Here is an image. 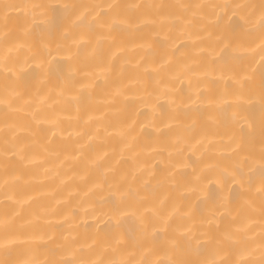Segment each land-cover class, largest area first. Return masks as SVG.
<instances>
[{"label":"snow or ice","instance_id":"6c2138e0","mask_svg":"<svg viewBox=\"0 0 264 264\" xmlns=\"http://www.w3.org/2000/svg\"><path fill=\"white\" fill-rule=\"evenodd\" d=\"M254 8V5H215V4H187V3H140L137 0L126 2H113L103 0L101 3L90 4H64L62 6L63 19L73 30L71 36L68 28L61 37L63 40L72 39L71 46L57 43L56 50L64 49L70 62L79 61V53L85 47L100 45L104 41H112L115 44V35L121 32L129 34L150 30L148 35L163 36L161 43H167L172 51H176V42L186 37V29L193 26V20L199 19L201 26L205 17L201 14L202 9L210 8ZM51 5L44 3H11L0 0V73L4 74L3 88L0 90V168L5 174L14 173L17 165L34 163L41 157H63V160H83V167L78 179L85 183L87 197L94 189L103 188L112 184L109 182V174L113 177L116 168L112 165L102 166V157L87 159L84 151L91 142L97 138L100 131L99 119L94 118L89 111V105L83 102V97L91 99L89 89L95 86L92 74L89 73V82L77 81L75 71H70L63 79L61 85L50 90L49 94L33 97L21 90L25 67L31 68L35 64L38 68L51 63L48 57L53 54L47 42L33 50L30 44L32 33L25 30L23 42L8 31L10 13L16 12L26 18H34L37 15H45ZM40 30L43 25L36 24ZM206 30V29H205ZM256 33V27L250 29ZM256 39L260 41L259 52V87L254 81L256 69L243 65L229 67L234 83L217 92L214 87L217 81L211 79L215 70L216 61L209 60L205 63L188 60L178 61L175 71L168 69L171 57L168 54L161 56L160 63L152 71L160 75L156 86L146 94L141 87L131 91V95L147 104L149 98L156 97L163 90L166 96L172 97L171 112L161 117L175 120L180 114L191 116V123L182 125V131L187 137L195 140L196 144L203 145L208 139L210 132L207 121L214 119L215 113L222 108H247L256 107L258 102L261 113L260 122V147H254L255 131L252 126L247 129L241 128L240 135H233L221 148L223 159L214 166L225 182L230 181L237 186L238 195L243 197V203L225 198L212 213L208 220L207 230H193L188 225H174L170 221L174 213H163L157 207L149 208L145 198L139 190L127 182L126 177H121V187L118 189L119 198L113 193L111 214L113 218L136 215L141 213L143 227L139 236L132 237L128 241L119 229L117 220L116 230L101 236L99 233L89 236H81L78 225H74L67 235L56 236L51 230V222L48 215H55V210L35 216L34 220L26 219L21 215L18 207H11L12 186L5 181L3 192L0 195L4 200V211L0 216V264H264V0L259 5L258 34ZM86 40V44L80 41ZM223 43V41H221ZM255 43V40H253ZM72 46L77 51L72 52ZM117 51L123 48L115 44ZM150 46V45H149ZM24 50L28 53L23 65H16V53ZM251 51H255L252 49ZM115 53H113L114 55ZM229 55L225 45L224 55L220 59H226ZM233 59L238 58L234 49L231 53ZM254 57L252 58L254 62ZM31 62V63H30ZM136 76L129 80L128 84L120 83L114 86L111 97H129V86L133 83H143V77L151 75L146 67L136 66ZM110 67L104 66L100 72L104 75L105 85H108V73ZM188 82L191 94L177 99V81ZM79 85L78 95H71ZM229 97L234 98L229 102ZM258 98V100H257ZM248 103H243V100ZM71 105L75 108V119L82 125H90L95 120L96 128L81 127L79 131L65 129L61 111ZM83 110L86 119L79 113ZM24 113L19 118L18 114ZM204 121L197 132V120ZM235 121V114H233ZM131 125L128 126V135H131ZM106 135H111L105 128ZM67 133V135H65ZM121 136L125 135L123 132ZM199 136V138H197ZM72 140L69 144L70 138ZM64 143H55L56 139ZM181 140L178 138L177 144ZM177 154L183 149L177 148ZM107 155V153H105ZM172 155V153H169ZM116 163H119L117 160ZM143 171L151 175L150 167L145 166ZM259 178L258 190L259 205L251 197V191L255 180ZM207 178V177H205ZM136 176H132L135 181ZM63 183V181H61ZM144 188L149 187V182L144 181ZM71 194V193H70ZM17 205L21 202L17 201ZM88 203L87 200L84 201ZM93 214L95 209H92ZM147 212L149 222L144 223L143 213ZM260 217V230L257 236L248 223L236 225V218L230 223L221 226L216 221H228L233 213L237 218L247 221L248 217L257 213ZM44 220L47 227L41 226ZM158 226L168 230V236L164 240L157 239ZM21 244H26L22 254L14 255V251Z\"/></svg>","mask_w":264,"mask_h":264},{"label":"bare ground","instance_id":"6f19581e","mask_svg":"<svg viewBox=\"0 0 264 264\" xmlns=\"http://www.w3.org/2000/svg\"><path fill=\"white\" fill-rule=\"evenodd\" d=\"M11 3H44L52 6L45 15H37L26 18L19 13H10L8 31L23 42L25 30L32 33L30 44L33 50L47 42L53 54L48 57L51 63L37 67L32 64L31 68L25 67L21 90L36 97L49 94L50 90L58 88L63 79L70 71H75L77 81L89 82L88 74H92L95 86L89 91L91 99L83 97V102L89 105L90 114L99 119L100 131L97 133L90 146L85 149L84 157L95 159L102 157L101 165H112L116 168L115 177L109 174V182L112 187L105 185L103 188L94 189L87 197L85 183L78 179L83 160H63V157H41L34 163L17 165L14 173L5 174L0 168V193L3 192L5 181L12 186L11 207H18L22 216L34 220L35 216L55 210V215H48L47 220L51 222L52 231L56 236L67 235L72 231L74 225H78L81 236H89L99 233L101 236L116 230L119 220V231L124 234L125 240L139 236L143 227L141 213L136 215L113 218L111 214L113 193L119 198L118 189L121 187V177H126L132 187L139 190L145 203L149 208L157 207L163 213H174L170 221L174 225H188L193 230H207L210 226L208 220L212 218L213 210L225 199H231L243 203V197L238 195L237 186L230 181L225 182L219 171L215 169L218 161L223 159L221 148L233 135H240L241 128L247 129L252 126L255 131L254 147H260V122L261 113L258 102L254 109L247 108H222L215 113L214 119L207 121L210 135L203 145L195 143V140L187 137L182 131V125L191 123L192 114H180L175 120L161 117L171 112L170 103L172 97L166 96L161 90L156 97L149 98L145 104L133 97L130 93L143 88L145 94L151 91L160 80V75L153 72L160 63L161 56L168 54L171 59L168 69L175 71L178 61H199L205 63L215 60V70L211 79L217 83L212 86L217 92L230 87L235 81L229 72L233 65H243L256 69L255 85L259 87V52L260 41L256 39L258 34L259 5L262 0H137L140 3H163L174 4L178 2L187 4H215V5H254V8H205L200 10L205 17L201 26L199 19L193 20V26L186 29V37L176 42V51H172L167 43H161L163 36L148 35V29L141 32L129 34L121 32L115 35V44L123 48L117 51L112 41H104L100 45L85 47L79 53L78 62H70L63 48L56 50L57 43L65 46L72 45V39L63 40L65 28L71 36L73 30L68 22L63 19L62 6L64 4H90L101 3L103 0H7ZM113 2H126V0H113ZM36 24L43 25L37 30ZM2 27V24H0ZM256 27L257 32L250 31ZM206 29V30H205ZM255 40V43H253ZM223 41V43H221ZM86 44V40L80 41ZM150 45V46H149ZM225 45L229 55L226 59H220L224 55ZM238 53V58L233 59V50ZM255 49V51H251ZM72 46V52H76ZM113 53H115L113 55ZM28 53L24 50L16 53V65H23ZM254 59V62L252 58ZM31 63V62H30ZM146 67L151 75L143 77V83H133L129 86V97L112 99L111 93L114 86L120 83L128 84L129 80L136 76V66ZM104 66L110 67L108 73V85H105L104 75L100 69ZM4 74L0 73V90L3 88ZM177 99L191 94L187 80L183 83L177 81ZM79 85L71 95H78ZM229 102L234 98L229 97ZM258 100V98H257ZM243 103H248L245 99ZM65 129L79 131L80 128H96L95 120L90 125H82L77 122L76 110L70 104L61 111ZM235 114V121L233 120ZM79 115L86 119L83 110ZM19 118L24 113L18 114ZM3 113L0 112V119ZM204 121L197 120V132ZM131 125V135H128V126ZM111 135H106L104 129ZM123 132L125 135L121 136ZM67 135V133H65ZM178 138L181 140L177 144ZM199 138V136H197ZM76 137L70 138L68 143ZM55 143L64 141L57 138ZM183 149L177 154V148ZM107 153V155H105ZM172 153V155H169ZM119 163H116V161ZM147 166L152 170L148 175L143 171ZM135 175V181L132 176ZM207 177V178H205ZM63 181V183H61ZM144 181L149 182V187L144 188ZM260 188L259 178L255 180L251 197L259 205L258 190ZM71 193V194H70ZM88 203L85 204L84 201ZM17 201L21 202L17 205ZM95 209L93 214L92 209ZM4 211L3 196L0 195V216ZM236 218V225L248 223L257 236L260 230V217L258 212L248 217L247 221L237 218L233 213L228 221L217 220L216 223L223 226ZM147 212L143 213L144 223L149 222ZM41 226L47 227L44 220ZM168 236L167 229L158 226L157 239L164 240ZM26 244H21L14 251V255L22 254Z\"/></svg>","mask_w":264,"mask_h":264}]
</instances>
